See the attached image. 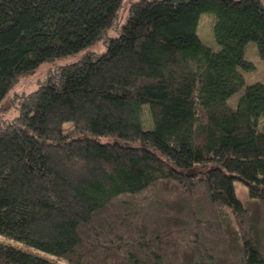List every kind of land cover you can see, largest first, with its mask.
<instances>
[{
  "label": "trees",
  "instance_id": "trees-1",
  "mask_svg": "<svg viewBox=\"0 0 264 264\" xmlns=\"http://www.w3.org/2000/svg\"><path fill=\"white\" fill-rule=\"evenodd\" d=\"M123 7L0 0V112L17 107L4 104L21 76L106 45L0 123V264H214L208 236L224 237L226 220L233 264H264V229L235 191L242 182L264 208V84L242 73L255 70L249 43L264 61V1L140 0L120 25ZM205 13L218 49L198 35ZM161 186L184 225L149 197Z\"/></svg>",
  "mask_w": 264,
  "mask_h": 264
},
{
  "label": "rangeland",
  "instance_id": "rangeland-1",
  "mask_svg": "<svg viewBox=\"0 0 264 264\" xmlns=\"http://www.w3.org/2000/svg\"><path fill=\"white\" fill-rule=\"evenodd\" d=\"M140 0H124V7L121 12V18H120V25H124L127 22L128 18V8L130 5H132L135 2H138ZM264 1V0H263ZM215 17L212 14L205 13L202 14L199 20V27H198V35L201 38L203 42H205L208 46L212 47L213 49H218V45L215 41L214 33H213V25H214ZM110 37H116L118 36V32L115 30L109 31L108 34ZM94 52L97 54H103L106 51V45L103 40L98 41L95 43L93 46L86 48L85 50L76 53L74 55H70L67 57H62V58H56L49 60L45 63H43L36 71L25 74L19 78L17 83L14 85V87L10 90L8 97L5 101L4 105H10V103H16L17 107H14L10 109L7 112H0V123L3 121L10 122L13 121L19 114V103L21 101V96H24L26 94L32 93L36 90H38L39 86L42 85L49 75L57 68L60 66L72 64L75 62L80 61L88 52ZM245 57L248 61L253 63L255 65V70L253 71H242L246 85H251L255 83H263L264 84V61L261 59L258 53V48L256 43L251 42L247 45L246 48V54ZM242 93H238L234 95L230 100L229 104H231L233 107L237 106L238 100L240 98ZM144 121H145V128L149 129L152 128V122H150V113L148 110L145 111V116H144ZM70 125H66V128H69ZM168 187L161 186L160 189L154 192V194H149V197L152 199L153 196L160 198V202L162 205H166L167 209H170V215H172L174 218L178 219L177 225H184L182 224L183 222L181 221L184 217V215H181L178 211V208L176 205L177 203L174 204H169L167 203V200H163L165 196L161 195L163 193H166L168 191ZM235 191L237 194V197L241 200L243 204L246 206L252 205L251 208H253V214H254V221L257 223V230L262 231L264 229V208H260L258 203H253L249 200V193L247 187L240 181L235 182ZM168 199L167 197H165ZM232 222L230 220H226L224 222V227L228 231L224 237L222 235L214 233L219 239L216 237L213 238V236L209 235L208 237H211L212 239H215L217 243H215L216 248H220L219 255L216 253H213V257L215 258L214 264H233V259L237 255L232 251L231 253L224 252L222 249L223 247H226L227 242L230 243V246L232 248H237V243L234 240V229L231 226ZM187 234H183V236H186ZM230 240V241H229ZM0 241L3 242H8L4 238L0 237ZM29 250V249H27ZM30 251V250H29ZM43 255V254H42ZM229 255V256H228ZM46 258H49L58 264H68L67 261L65 260H58L54 257H48L46 255H43ZM167 261V260H166ZM172 264H178V262L174 261Z\"/></svg>",
  "mask_w": 264,
  "mask_h": 264
}]
</instances>
